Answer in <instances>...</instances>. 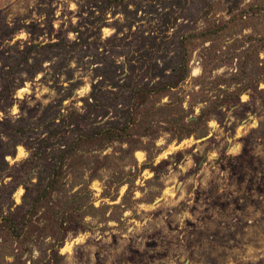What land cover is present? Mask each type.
Wrapping results in <instances>:
<instances>
[{
  "label": "rangeland",
  "instance_id": "374dc122",
  "mask_svg": "<svg viewBox=\"0 0 264 264\" xmlns=\"http://www.w3.org/2000/svg\"><path fill=\"white\" fill-rule=\"evenodd\" d=\"M0 264H264V0H0Z\"/></svg>",
  "mask_w": 264,
  "mask_h": 264
},
{
  "label": "trees",
  "instance_id": "16d2710c",
  "mask_svg": "<svg viewBox=\"0 0 264 264\" xmlns=\"http://www.w3.org/2000/svg\"><path fill=\"white\" fill-rule=\"evenodd\" d=\"M182 44H184L183 42H181ZM185 53H184V55H183V57H182V61H184L185 60ZM182 64V63H181ZM175 86H176V84H173V85H169V87L170 88H175ZM83 116H80V118H82Z\"/></svg>",
  "mask_w": 264,
  "mask_h": 264
}]
</instances>
